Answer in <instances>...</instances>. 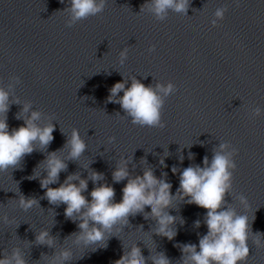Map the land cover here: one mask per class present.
<instances>
[{
  "label": "water",
  "instance_id": "obj_1",
  "mask_svg": "<svg viewBox=\"0 0 264 264\" xmlns=\"http://www.w3.org/2000/svg\"><path fill=\"white\" fill-rule=\"evenodd\" d=\"M97 2L102 12L73 21L71 0H0V89L9 94L0 118L10 131L33 112L40 128L55 125L48 145L37 142L19 165L0 171V259L15 264L19 253L25 264H121L139 250L146 264L160 254L170 264H186L183 247L198 251L208 232L207 209L179 198L180 173L235 150L237 168L221 210L249 217L246 264H264V0H178L188 4L187 14L162 16L148 7L155 0ZM133 80L163 101L165 131L134 124L116 102L124 91L109 100L116 83L130 88ZM169 87L173 95L160 96ZM74 129L86 144L79 158L68 146ZM52 153L66 168L49 187L77 176L87 180L89 200L108 184L114 202L122 201L128 181L116 182L113 173L124 161L131 181L149 172L166 179L177 197L165 210L176 218L169 226L175 237L158 234L156 217L140 215L114 227L103 244L78 240L82 212L66 216L67 205L49 202L41 187ZM93 173L103 178L94 181ZM22 197L37 203L25 210ZM45 231L51 245L37 239Z\"/></svg>",
  "mask_w": 264,
  "mask_h": 264
},
{
  "label": "clouds",
  "instance_id": "obj_2",
  "mask_svg": "<svg viewBox=\"0 0 264 264\" xmlns=\"http://www.w3.org/2000/svg\"><path fill=\"white\" fill-rule=\"evenodd\" d=\"M158 16L172 11L177 15L187 14L188 4L178 2V0H155L154 4L148 6ZM104 8L103 2L97 0H71L70 12L73 21L85 19L89 16L97 15ZM218 17H223V11H217ZM215 25V21H213ZM155 50V46H153ZM126 55V50L121 54ZM121 91L124 95L118 102L121 107L132 117V122L139 128L146 131H165L166 126L162 121L164 108L163 101L152 91L139 81L133 80L130 88H126L124 82L116 83L111 89L109 100L111 101ZM160 96L169 98L173 95L174 89L169 87L158 90ZM9 94L0 89V113H5L9 109ZM25 112L28 111L26 106ZM39 119V113L33 112L25 124L17 129L9 130L6 119L0 118V171H5L9 167L19 165L21 159L35 150V144L43 147L53 140L55 125H48L40 128L35 124ZM113 139H115L113 137ZM70 156L79 158L86 149L85 142L81 139L79 131H72L71 139L68 143ZM227 147L221 145V148ZM235 153V150H234ZM234 153L227 155L217 153L209 165L207 158L204 160V167H188L180 173V187L178 196L180 199L188 198L187 202L196 204L204 209L206 213V225L208 232L204 235L198 245L188 244L183 247V252L187 254L186 264H246L249 256L247 244L249 238L250 221L247 215H237L233 210H221L224 199L228 191L232 188L234 172L237 168L235 161L231 158ZM238 154V153H235ZM165 165H161L164 167ZM48 175L41 181V187L47 189L46 196L51 203L60 202L66 204L65 214L73 217L74 213H81V235L78 240L87 244L103 242L106 234L120 226H127L130 217L145 215L146 218L156 217L159 227L158 234L167 237L169 240L176 235L170 229V225L175 223L176 218L167 211L172 206L174 199L171 189L172 185L166 179L157 180L149 172L142 180H129L127 162L124 161L114 171L113 177L116 182L128 181L123 189V198L120 202H114L115 189L103 184L96 187L91 193L89 200L84 193L87 191L88 182L79 179L77 176H69L67 180L58 188L49 187L58 179L59 173L66 168L64 161L52 153L47 160ZM172 171L175 173L176 168ZM100 173H93L92 179L98 181L102 179ZM79 179V183H72ZM240 202L248 206L245 196H239ZM20 205L25 210L36 204L35 199H20ZM148 209L151 213L147 214ZM83 210V211H82ZM89 222L99 227L89 228ZM199 226V222H197ZM41 243L52 244L48 232H42L38 237ZM259 245V240L256 241ZM106 246V245H105ZM64 259H68L69 252H64ZM0 264H12L10 260L0 259ZM15 264H25L19 253L15 254ZM121 264H146L139 250L134 251L131 256H125ZM154 264H170L169 259L160 254L154 258Z\"/></svg>",
  "mask_w": 264,
  "mask_h": 264
}]
</instances>
